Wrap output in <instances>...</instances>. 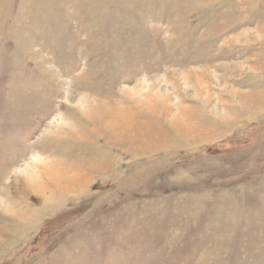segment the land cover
Listing matches in <instances>:
<instances>
[{"label": "rangeland", "instance_id": "rangeland-1", "mask_svg": "<svg viewBox=\"0 0 264 264\" xmlns=\"http://www.w3.org/2000/svg\"><path fill=\"white\" fill-rule=\"evenodd\" d=\"M0 264H264V0H0Z\"/></svg>", "mask_w": 264, "mask_h": 264}]
</instances>
